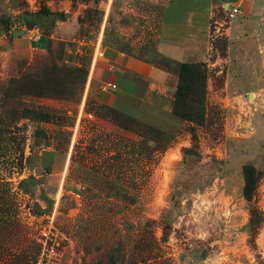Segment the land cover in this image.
I'll return each instance as SVG.
<instances>
[{
    "label": "rangeland",
    "instance_id": "rangeland-1",
    "mask_svg": "<svg viewBox=\"0 0 264 264\" xmlns=\"http://www.w3.org/2000/svg\"><path fill=\"white\" fill-rule=\"evenodd\" d=\"M190 14L211 47L191 62L196 121L152 127L99 102L97 46L158 63L159 34ZM68 18L81 53L3 45L14 24ZM263 86L264 0H0V264L32 261L48 216L71 239L62 264H264Z\"/></svg>",
    "mask_w": 264,
    "mask_h": 264
},
{
    "label": "crops",
    "instance_id": "crops-1",
    "mask_svg": "<svg viewBox=\"0 0 264 264\" xmlns=\"http://www.w3.org/2000/svg\"><path fill=\"white\" fill-rule=\"evenodd\" d=\"M243 11L249 15L251 8ZM195 18L198 19V16L192 17L190 14L186 19L185 15H180L171 22L172 24L167 23L171 24L173 29L166 33L167 37L163 32L156 40L157 54L161 56L159 61L163 58L177 62H199L206 59L211 48L210 40L203 37L202 29L196 28L198 25L194 24ZM185 23L188 27H184ZM165 25L163 19V29ZM76 26L77 22L69 18L57 19L48 32H44L39 26H23L20 31H13V28L21 27L14 24L8 34H3V45L5 48L8 46V50H14L15 54H24L25 50L47 47L50 41L55 39L66 43L77 41L79 45L69 47L68 52L78 54L86 50L90 41L75 38ZM102 52V58L97 61L92 59L95 73H102L99 80L102 83L116 84V89L101 91L98 95L99 102L149 126L162 127L167 124L175 97V71L168 69L161 62L153 63L144 57L125 53L118 46H103ZM119 78L124 79L125 84L120 86ZM257 91H264V86Z\"/></svg>",
    "mask_w": 264,
    "mask_h": 264
},
{
    "label": "trees",
    "instance_id": "trees-1",
    "mask_svg": "<svg viewBox=\"0 0 264 264\" xmlns=\"http://www.w3.org/2000/svg\"><path fill=\"white\" fill-rule=\"evenodd\" d=\"M160 62L168 69L175 71L177 75L172 113L175 115H181L185 119L196 121L193 117L192 111L196 109L204 110V103H200L193 99L192 89L194 78L204 77L201 69L202 63L177 62L164 58L161 59ZM192 137H195V135H192ZM256 175V169L253 166L244 167L245 184L243 187V195L248 201H251L255 194L257 181Z\"/></svg>",
    "mask_w": 264,
    "mask_h": 264
},
{
    "label": "built area",
    "instance_id": "built-area-1",
    "mask_svg": "<svg viewBox=\"0 0 264 264\" xmlns=\"http://www.w3.org/2000/svg\"><path fill=\"white\" fill-rule=\"evenodd\" d=\"M233 12H239L238 7H233ZM98 56H103L102 50L97 47ZM116 89V84L103 82L101 91ZM89 117L91 113L87 114ZM37 241L39 249L32 261L27 264H62L65 248L71 242L68 233L55 221L53 216H48L47 221L41 227Z\"/></svg>",
    "mask_w": 264,
    "mask_h": 264
}]
</instances>
